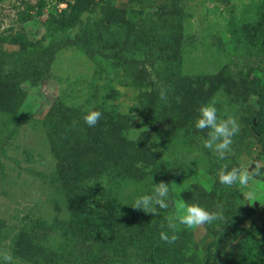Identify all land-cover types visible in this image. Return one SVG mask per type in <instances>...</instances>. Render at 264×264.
<instances>
[{
    "label": "rangeland",
    "instance_id": "rangeland-1",
    "mask_svg": "<svg viewBox=\"0 0 264 264\" xmlns=\"http://www.w3.org/2000/svg\"><path fill=\"white\" fill-rule=\"evenodd\" d=\"M257 1L0 0V250L15 264H236L250 247L264 264V51L230 32ZM213 99L240 126L224 160L195 128ZM256 163L247 187L219 183L223 166ZM161 181L167 209L130 205ZM178 202L224 220L166 243Z\"/></svg>",
    "mask_w": 264,
    "mask_h": 264
},
{
    "label": "clouds",
    "instance_id": "clouds-1",
    "mask_svg": "<svg viewBox=\"0 0 264 264\" xmlns=\"http://www.w3.org/2000/svg\"><path fill=\"white\" fill-rule=\"evenodd\" d=\"M159 99L165 103L168 101V89L163 85H159ZM101 117L100 111L91 110L83 119L89 127H95ZM195 128L199 131L208 130L203 146L213 152L218 160H224L231 154L233 138L240 131L239 123L235 117L221 118L218 116L215 99L200 106L195 119ZM255 165L253 170L243 165L231 169L223 166L218 172L219 183L227 188L247 187L256 176L260 175L262 165L260 163ZM169 194V184L161 181L155 183L150 194L138 196L130 205L136 210H143L146 214L159 215L161 209L169 207ZM249 198H251V193H249ZM167 220V228L172 234L169 235L168 232L161 231L160 239L172 244L179 238L176 233L179 231L180 225L186 229H198L206 224L211 225L216 221H223L224 216L220 210L209 211L200 205L178 202L176 203V215L168 217ZM0 262L15 264L13 255L7 250H0Z\"/></svg>",
    "mask_w": 264,
    "mask_h": 264
},
{
    "label": "trees",
    "instance_id": "trees-1",
    "mask_svg": "<svg viewBox=\"0 0 264 264\" xmlns=\"http://www.w3.org/2000/svg\"><path fill=\"white\" fill-rule=\"evenodd\" d=\"M230 32L234 37H238L247 48H250L251 45H257L260 49L264 51V0H258L255 4L254 16L253 18L248 19L247 21L241 23H231ZM79 38H67L63 43V46H68L76 41H79ZM60 46V47H63ZM60 47L53 49V52L56 53ZM54 57V55H53ZM53 59V58H52ZM51 61V59H50ZM49 61V62H50ZM48 62V64H49ZM260 98H264V86L257 92ZM229 198V206L231 210L230 223L232 227L235 224L236 216L234 213V205L232 201V194ZM208 243V247H209ZM210 248V247H209ZM261 250L264 252V247H261ZM257 253L254 250H251L250 247L244 251L242 257L237 259L236 264H251L254 262ZM160 264L153 261H146L137 256L134 253L131 254H115L112 255L106 262V264Z\"/></svg>",
    "mask_w": 264,
    "mask_h": 264
},
{
    "label": "water",
    "instance_id": "water-1",
    "mask_svg": "<svg viewBox=\"0 0 264 264\" xmlns=\"http://www.w3.org/2000/svg\"><path fill=\"white\" fill-rule=\"evenodd\" d=\"M254 166V164L251 165V168Z\"/></svg>",
    "mask_w": 264,
    "mask_h": 264
}]
</instances>
